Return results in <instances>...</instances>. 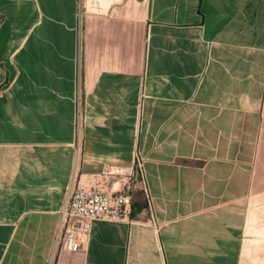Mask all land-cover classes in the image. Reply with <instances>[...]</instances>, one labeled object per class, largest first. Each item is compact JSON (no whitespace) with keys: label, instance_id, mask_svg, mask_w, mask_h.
Instances as JSON below:
<instances>
[{"label":"crops","instance_id":"crops-1","mask_svg":"<svg viewBox=\"0 0 264 264\" xmlns=\"http://www.w3.org/2000/svg\"><path fill=\"white\" fill-rule=\"evenodd\" d=\"M106 167L131 205L69 252ZM0 264H264V0H0Z\"/></svg>","mask_w":264,"mask_h":264},{"label":"built area","instance_id":"built-area-1","mask_svg":"<svg viewBox=\"0 0 264 264\" xmlns=\"http://www.w3.org/2000/svg\"><path fill=\"white\" fill-rule=\"evenodd\" d=\"M81 102L82 97L78 83L74 109V126L77 141L81 131ZM134 169L136 177L142 183L144 198L149 202L145 187L143 162L139 158L135 160ZM104 172L107 174L116 172L127 175L128 177H125V191H104L100 188L90 187L82 182H76L73 185L68 198L60 209V220L56 232L57 238L60 235L62 236L63 248L69 252L78 251L81 244L88 240L93 221H120L124 219L127 209L131 205L130 169L122 168L112 171L109 167H106Z\"/></svg>","mask_w":264,"mask_h":264}]
</instances>
